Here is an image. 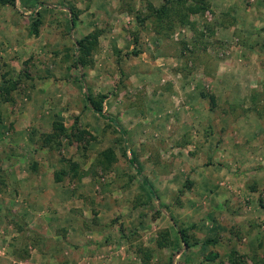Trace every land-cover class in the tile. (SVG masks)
<instances>
[{"label":"rangeland","instance_id":"374dc122","mask_svg":"<svg viewBox=\"0 0 264 264\" xmlns=\"http://www.w3.org/2000/svg\"><path fill=\"white\" fill-rule=\"evenodd\" d=\"M68 1L76 12L72 25L54 6ZM148 1L163 0H19L21 12L1 6L0 11L11 8V18L29 36L41 37L39 51L24 59L21 69L1 64L0 83L18 82L14 101H0V122L26 107L37 116L26 129H15L14 122L0 128V204L14 213L0 221V264H44L31 260L32 250L52 235L38 231L43 211L31 208L21 182L26 189L35 174L54 178L68 164L64 157L78 169L55 181L82 201L69 213L84 230L81 240L95 232L113 234L110 241L101 236L102 246L91 252L94 259L108 262L120 255L135 264L136 247L145 246L152 264H228L226 253L235 247L245 264H264L244 252L255 233L264 240V215H259L264 213V0H207L204 12L189 16L194 28L177 26L168 35L157 33L149 19L137 24ZM96 29L101 30L96 42L75 52V41ZM73 54H83L82 67L72 62ZM83 91L106 96L103 108L117 127L88 107ZM200 91L215 97L214 108ZM54 119L76 124L83 139L44 144ZM26 133L31 139L24 144ZM125 144L155 196L122 153ZM106 148L114 157L108 168L99 161ZM12 160L18 165L12 167ZM227 191L231 199L224 196ZM234 212L238 221L231 222ZM62 223L55 235L66 240ZM176 228L185 230L192 244L183 243ZM117 231L122 241H115ZM206 239L216 241L203 243ZM50 248L59 253L61 247L56 242ZM50 248L43 249L53 252ZM209 252L216 256L205 260ZM89 257L82 252L70 264H91Z\"/></svg>","mask_w":264,"mask_h":264},{"label":"crops","instance_id":"0c3cea01","mask_svg":"<svg viewBox=\"0 0 264 264\" xmlns=\"http://www.w3.org/2000/svg\"><path fill=\"white\" fill-rule=\"evenodd\" d=\"M73 1H68L67 3L60 2L58 4L54 3V6L58 8L59 10L64 11V16L67 17L69 20V17L71 16V13L69 12L70 6ZM48 6L51 5V3H47ZM68 4V5H66ZM2 5H0V9ZM18 10L20 12L22 11V6L20 5V2L18 1ZM24 7H27L25 5ZM11 8L5 9L3 11H0V70L2 69L1 64L6 65H14L16 68L15 69H21L24 64L23 60L26 59L28 56H34L35 53L39 51L38 49V38L41 37V35L38 36H29V32L26 31L25 26L19 25L17 22L15 23L13 19L11 18ZM23 15L25 16L28 15L26 11H23ZM60 14V13H58ZM76 21V19L73 20V23ZM71 23V21H70ZM6 48L10 49V52L6 50ZM12 49V50H11ZM26 54V55H25ZM199 95V94H198ZM202 97V96H201ZM203 99V97H202ZM202 102V101H201ZM26 107V106H25ZM30 107V105L28 106ZM16 116L14 118L9 117L4 119H8L7 121L3 120L0 122V128L2 126H6L10 123H13L16 128H24L30 127L31 125L33 126L34 120L37 116L36 111H30L27 110V107L23 110H19L17 112ZM16 120V121H15ZM19 122V124H18ZM17 123V124H16ZM29 135L26 133L25 135V141L26 142L30 141ZM209 144L212 145V141H209ZM217 145L215 144V149H217ZM213 148H211L212 150ZM127 155V153H125ZM127 157H131L128 156ZM132 158V157H131ZM133 159V158H132ZM10 160V159H8ZM1 164L4 166L3 159L1 160ZM16 161L12 160L10 161V165L14 167V165H18V163H15ZM36 168V164H34ZM45 167V165H41ZM42 171H46V169L41 168ZM141 173V172H140ZM140 179L141 174H139ZM18 178H21L19 174H17ZM142 180V179H141ZM140 180L141 184L142 181ZM147 180V179H146ZM7 182L10 180L7 178ZM22 179L20 180V182ZM148 181V180H147ZM146 181V182H147ZM148 183V182H147ZM143 185V184H142ZM21 191H24V196L30 200L31 202V208H34L36 210L42 209V217H43V222L40 221V226L37 228L38 231H41L43 234H51L52 238L50 239L49 242H46L45 244L42 243L38 245V249H33L32 254H31V260L34 261L35 263H49L52 262L53 264H70L71 262L75 261V259L79 256H81L82 252H85V254H89V262L92 264H128L131 259L129 257H122V256H116L112 257L111 260L108 262H102V260L99 259H94V256L92 257L91 252L99 250V248L102 246V237L107 241L108 237H112V235H109L111 233L110 231L103 232L100 236L95 234L94 238H85L84 240H81V237L85 235L84 230L78 228V224L76 223L74 219V214L71 216L69 213L70 211H73L77 206L81 205V199L79 197H72L70 198L69 195H71L70 191H65L63 190L64 187L61 186L58 181L56 182L53 177L49 176L46 172L40 173L38 175H33L31 178L30 182V188L24 189L23 182H21ZM144 186V185H143ZM10 187V186H8ZM145 187V186H144ZM12 190L15 189V187H10ZM146 188V187H145ZM147 190V189H146ZM152 190V189H151ZM15 191V190H14ZM153 192V190H152ZM147 193L149 194L148 190ZM252 196L253 190L249 192ZM152 194V193H151ZM230 192H225L224 196L225 197H230ZM155 196V194H152ZM1 199V197H0ZM72 199V200H70ZM28 200V202H30ZM33 200H36V202H33ZM230 202V201H229ZM107 205V204H106ZM83 206V205H82ZM2 205L0 204V221L4 220L2 215L5 217L4 214H14L12 210H10L8 207V210H3ZM46 209V210H45ZM86 209V208H85ZM87 211V210H86ZM111 213H114V210H108ZM257 211H260L257 209ZM86 213V212H85ZM235 216H232L233 219L231 222L238 221V213L234 212ZM105 214V212L103 213ZM264 215V213H260L259 215ZM264 218V217H263ZM63 221H65L66 224V230L67 231V239H60V236L55 235V228L58 225H62ZM243 226V225H242ZM245 227H242V231H245ZM253 230V229H252ZM252 235V232L249 234ZM102 236V237H101ZM120 238V239H119ZM122 235L121 233L117 231L115 233V241H122ZM56 242L60 245L59 253L54 252V249L50 248V246H53ZM245 247L246 250L244 252H250V254L253 255V258L255 256L256 260H261L262 262L264 261V240L261 239V233H255L254 237L250 239V241H245ZM44 247H47L48 249L50 248L53 252H47ZM258 253V255H256ZM98 261V262H96ZM133 261V260H132ZM64 262V263H63ZM255 262V261H254Z\"/></svg>","mask_w":264,"mask_h":264},{"label":"trees","instance_id":"16d2710c","mask_svg":"<svg viewBox=\"0 0 264 264\" xmlns=\"http://www.w3.org/2000/svg\"><path fill=\"white\" fill-rule=\"evenodd\" d=\"M19 0H0L1 5L6 6H12L14 8H17ZM208 8L207 6V0H163L159 4H154L152 1H148L146 4V11L145 14L142 15V17L137 16L136 21L137 24H141L145 19H149L150 22L153 25V28H155L156 32L161 35H168L175 27L177 26H184L188 25L192 28H194L193 21L190 19V14L192 13H202ZM127 10L131 11V7H127ZM74 7L70 6L69 12L71 13V16L69 17V22L71 21V25L73 24V20L75 17L76 12H74ZM33 14L32 23L35 27V30H37L36 24L39 21V18L36 17L38 14L36 11ZM31 14V15H32ZM35 14V15H34ZM204 28H208V30H211V26L208 25V23H204ZM101 33V30L96 29L94 31H90L87 34L83 36V38L75 41L74 51L78 52V50L81 49V46L85 42H92L94 39H96L99 34ZM199 36L203 35V29L199 31ZM96 40L94 41V43ZM131 52L133 54H137L138 49H131ZM83 54H73V61L77 66H83L84 62ZM81 66V67H82ZM82 75V73H81ZM79 81H82V77L79 78ZM16 81H9V80H2L0 83V101L4 102H13L14 96H12L11 92L15 88ZM83 95L86 97V104L88 107L91 108L92 111L99 117H101L103 120H105L106 123L117 127L118 123L115 120L113 116L106 113L105 109L103 108V101L105 95L101 93H97L96 95H89L87 91H83ZM200 95L207 97L209 99L210 108H214L216 106L215 97L212 95H207L206 93L200 91ZM2 108L0 106V121L2 120ZM51 131L49 133H44L42 140L44 141V144H47L48 146L52 147V145L59 146L61 145L62 137H66L69 140L72 138H76L78 141L83 139V131L79 129V127L76 124H70L69 126L63 125V123L58 120L54 119L52 120L51 124ZM122 132H126V129H120ZM126 144L123 146L122 153L125 155L126 153ZM99 158L100 163H102V166L104 168H108L113 161V154L112 150L109 148L102 149L99 151ZM63 159V158H61ZM64 160L68 163L67 166H61L54 172V180H59L63 178L65 174L73 173L76 174V171L78 169V163L75 161L70 160V158L64 157ZM127 161L131 163V165L137 169L138 174H140L139 168L137 163L131 158L127 157ZM142 184L146 187L149 194L152 193L151 187L148 186L147 180L144 177H141ZM177 234L180 237L181 241L187 245L192 244L188 237L186 236V231L180 228H176ZM216 241L215 239H206L203 241V243H212ZM136 255L138 258V262L135 264H152L150 261L152 253L151 249L145 246H138L136 247ZM216 256V253L209 252L205 256V260H212ZM226 259L228 264H245L244 255L237 251V248L232 247L229 249L226 253ZM162 264H170L162 263Z\"/></svg>","mask_w":264,"mask_h":264}]
</instances>
